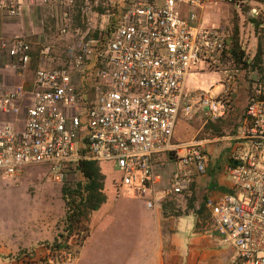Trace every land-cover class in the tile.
Returning <instances> with one entry per match:
<instances>
[{
    "label": "built area",
    "instance_id": "built-area-1",
    "mask_svg": "<svg viewBox=\"0 0 264 264\" xmlns=\"http://www.w3.org/2000/svg\"><path fill=\"white\" fill-rule=\"evenodd\" d=\"M77 1L89 14L114 12L98 37L88 28L79 38L70 62L57 65L51 47L35 50L27 34H0V68L20 79L0 84V172L14 177L47 165L49 180L62 183L79 162L112 163L119 186L153 210L188 192L210 163L206 141L175 140L179 120L192 121L196 112L225 118L246 75L225 64L232 32L206 24L201 13L220 3L264 8V0H0V18L22 19L37 2L65 36ZM249 13L264 15L257 7ZM206 71L222 74L219 93L188 88L190 76ZM252 75L240 127L215 141L232 148L225 171L234 187L206 202L220 242L233 250L232 264H264V68L259 80ZM168 168L169 187L159 190L156 171Z\"/></svg>",
    "mask_w": 264,
    "mask_h": 264
},
{
    "label": "rangeland",
    "instance_id": "rangeland-1",
    "mask_svg": "<svg viewBox=\"0 0 264 264\" xmlns=\"http://www.w3.org/2000/svg\"><path fill=\"white\" fill-rule=\"evenodd\" d=\"M36 3L22 19L0 18V34L4 37L27 34L37 51L44 44L50 46L57 65L73 60V50L78 48L79 38L87 35L88 28H91L88 36L94 32L91 37H98L101 30H106L114 12L104 7L103 13L96 8L89 14L80 10L77 1L74 11H71V34L62 36L55 30L50 10ZM253 7L264 12L262 5L249 1L238 5L220 3L207 7L201 17L208 25L226 26L244 50L245 59H252L258 45L264 47V35L260 34L264 28V15L255 19L249 13ZM77 28L81 30L78 35L75 33ZM36 61L34 54L31 74ZM225 64L227 68L244 69L246 73L240 80L233 108L227 117L220 120L199 117L200 120H195L198 116L196 112L192 121L179 120L176 128L175 140H204L210 154L207 172L196 177L188 192L190 197H170L176 205L161 213L157 210H161L162 204L149 210L143 200L138 207H134L132 203L139 200L135 190L119 186L120 173L112 163H98L106 202L101 205L100 211L88 217L84 230L68 237L64 190L76 191L79 185L86 183L79 172L71 170L62 183L49 180L47 165L25 168L14 177L0 172V264H122L120 258L115 259L116 255L121 257L122 254L124 261L132 264H141L143 258L146 261L151 255L155 257V261H151L153 264H232L233 250L220 242L208 208L201 214L198 210L203 202L204 182L208 176L211 179L214 177L213 186L218 183L234 187L225 171L227 156L232 148L226 142L218 141L219 149H216L218 142L215 141L231 136L238 129L248 103L249 76L260 70L243 68L234 56L226 59ZM0 66L3 64L0 63ZM5 71V68H0L1 85L4 86V81L9 86L20 81ZM191 81L198 90H203L213 81L221 86L222 74L207 71ZM189 125L194 127L190 133ZM199 178L201 181L197 182ZM107 223L111 224V228L106 236L100 238V226ZM178 232L179 236L173 239ZM89 240L91 244L95 242L94 247L88 248ZM65 242L69 249L60 250L59 246L63 247ZM157 250L164 254L162 262L158 260ZM128 251L130 260L126 259Z\"/></svg>",
    "mask_w": 264,
    "mask_h": 264
},
{
    "label": "trees",
    "instance_id": "trees-1",
    "mask_svg": "<svg viewBox=\"0 0 264 264\" xmlns=\"http://www.w3.org/2000/svg\"><path fill=\"white\" fill-rule=\"evenodd\" d=\"M105 9L106 8L104 7H100L97 9V11H99V13H103L105 12ZM231 43L232 44H231V48L229 50L228 55L230 57L234 56L235 61L241 62L243 68L251 69V71L262 69L263 61H264V49L262 45L260 44L258 45L257 53L254 59L248 62V60L245 59L246 57L245 52L242 50L241 45L238 43V40L235 38L234 35L232 37ZM75 171L79 172L82 175L83 179L86 180V183L83 186L79 185L78 190L76 191L64 190L63 198L67 205L66 224H67V230L70 233L68 234V237H70L75 232H77V234L80 233L81 229L84 230L85 229L84 226L88 221V217L91 214L93 213L95 214L98 211H100L101 205H103L106 202V197L103 193L104 186L101 183L103 176L101 175V169L98 163L79 162L76 165ZM136 194H137V197L139 196V200H137L135 204L132 203V206L138 207L139 202L140 201L143 202V200L146 203V198L142 197L137 192ZM179 196H182V195H179ZM171 197L174 198L178 196L172 195ZM208 199L209 197L205 195L203 199L204 201L202 202L201 207L198 210V214H201L203 210L206 208V202ZM100 228H102L101 230L102 235L100 237L102 238L103 236H106L108 234L111 228V224L110 223H107L106 225L103 224L100 226ZM81 243L83 244V242ZM94 243L91 244L89 240L88 248L94 247ZM98 243L103 244V242H98ZM59 247H60L59 248L60 250H62L63 248L69 249L66 242L64 243L63 247L61 246ZM101 254L103 256H106L105 253H101Z\"/></svg>",
    "mask_w": 264,
    "mask_h": 264
},
{
    "label": "crops",
    "instance_id": "crops-1",
    "mask_svg": "<svg viewBox=\"0 0 264 264\" xmlns=\"http://www.w3.org/2000/svg\"><path fill=\"white\" fill-rule=\"evenodd\" d=\"M207 72V71H206ZM204 72H202V73H194L192 76H190L189 77V79H188V83H187V86H188V88H195L194 86H192L193 85V83L194 82H192L191 81V79H195V78H197L198 77V75H201V74H203ZM211 86H213L214 88H211ZM221 88V86L219 85H217V84H215L214 83V81H213V83H209V85H206L204 88H203V90H211L212 92H214V93H217L218 91H219V89ZM202 118V117H201ZM208 119H210V118H208ZM180 120H183V119H180ZM185 120V119H184ZM195 120H200V118H199V116H197V118H195ZM240 125H241V122H240V124H239V126H238V128L240 127ZM193 125L192 126H188V131H189V133L191 132V131H193ZM238 130V129H237ZM237 130L235 131V133L237 132ZM235 133H232L231 135H234ZM163 161L164 160H167L168 162H169V159L167 158V157H164L163 159H162ZM165 162V161H164ZM167 162V163H168ZM170 163V162H169ZM169 174H170V169L168 168V169H166V170H157L156 171V174H155V177H156V181H157V184H156V187L159 189V190H164L165 188H167V187H169V179H168V176H169ZM216 175V174H215ZM214 175V176H215ZM199 181H201V179L199 178L198 180H197V182H199ZM196 182V183H197ZM215 181H214V177H213V179H211L209 176L206 178V181L204 182V186H205V189H204V193H203V199H204V196L205 195H207L209 198H215V197H217L220 193H222V192H226V191H230V190H232V188L231 187H229V186H225V185H219L218 183H217V185L215 184L214 186H213V184L212 183H214ZM198 184V183H197ZM184 195H187V196H189L188 195V192H186L185 194H183L182 196H184ZM179 197V196H178ZM190 197V196H189ZM189 199H191L192 200V198H189ZM172 199L171 198H165V199H163V203H162V205H161V210H157L158 212H163L164 210H165V212L167 211V209L169 210V208L171 207V208H174L173 206L174 205H176V204H173L174 202L173 201H171ZM202 201H204V200H202ZM160 206V205H159ZM165 206V207H164ZM173 210V209H172ZM191 210V209H190ZM188 213H190V211L188 212ZM181 218V217H180ZM180 220V219H179ZM94 226H95V223H94ZM94 229V228H93ZM92 229V232H94V230ZM177 236H179V232L178 233H175L174 235H173V239H175L176 240V237ZM118 252V251H117ZM157 254H158V260L160 261V262H162V260H161V258L162 259H164V254H163V252H161V250H157ZM166 255V254H165ZM123 256V254L121 255V257H119V256H117L116 255V258L115 259H121V261H122V264H132L133 262H130V261H128V262H125L124 260V258L122 257ZM127 260H130V255H129V251H128V254H127ZM131 260H132V258H131ZM144 260V261H143ZM155 261V257L153 256V255H151L150 257H149V259L148 260H146L145 261V259L143 258L141 261L143 262V263H141V264H153V263H151V261Z\"/></svg>",
    "mask_w": 264,
    "mask_h": 264
},
{
    "label": "clouds",
    "instance_id": "clouds-1",
    "mask_svg": "<svg viewBox=\"0 0 264 264\" xmlns=\"http://www.w3.org/2000/svg\"><path fill=\"white\" fill-rule=\"evenodd\" d=\"M262 47H263V46H262ZM230 48H231V47H230ZM257 49H258V47H257ZM263 49H264V47H263ZM243 51H244V50H243ZM256 53H257V52H256ZM255 55H256V54H255ZM255 55H254V57H255ZM254 57H253L252 59H249V58H248V59H247L248 62L252 61V60L254 59ZM245 58H246V57H245ZM263 68H264V61H263V66H262V69H261V70H263ZM243 70H244V69H243ZM261 70H260V71H261ZM253 74H254V72H253ZM248 97H249V94H248ZM233 102H234V100H233ZM232 108H233V105H232ZM230 111H231V110H230ZM230 111H229V112H230ZM228 114H229V113H228ZM228 114H227V115H228ZM226 117H227V116H226ZM226 117H225V118H226ZM243 117H244V115H243ZM222 119H224V118H222ZM217 120H220V119H217ZM242 120H243V118H242ZM242 120H241V122H242ZM203 176H204V175H203ZM125 188H126V187H125ZM191 188H192V187H191ZM189 191H190V190H189ZM189 191H188V192H189ZM162 202H163V201H162ZM145 204H146V203H145ZM206 208H207V207H206Z\"/></svg>",
    "mask_w": 264,
    "mask_h": 264
},
{
    "label": "water",
    "instance_id": "water-1",
    "mask_svg": "<svg viewBox=\"0 0 264 264\" xmlns=\"http://www.w3.org/2000/svg\"><path fill=\"white\" fill-rule=\"evenodd\" d=\"M252 80H259V71H255L254 74L251 76Z\"/></svg>",
    "mask_w": 264,
    "mask_h": 264
}]
</instances>
